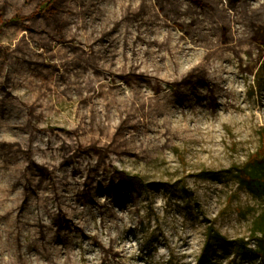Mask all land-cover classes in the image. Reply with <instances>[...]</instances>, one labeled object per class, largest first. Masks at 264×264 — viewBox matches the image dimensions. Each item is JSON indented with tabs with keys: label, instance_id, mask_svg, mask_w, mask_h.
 I'll return each mask as SVG.
<instances>
[{
	"label": "rangeland",
	"instance_id": "374dc122",
	"mask_svg": "<svg viewBox=\"0 0 264 264\" xmlns=\"http://www.w3.org/2000/svg\"><path fill=\"white\" fill-rule=\"evenodd\" d=\"M44 1L0 0V264H264V0Z\"/></svg>",
	"mask_w": 264,
	"mask_h": 264
},
{
	"label": "trees",
	"instance_id": "16d2710c",
	"mask_svg": "<svg viewBox=\"0 0 264 264\" xmlns=\"http://www.w3.org/2000/svg\"><path fill=\"white\" fill-rule=\"evenodd\" d=\"M196 6L202 8L205 6V0H191ZM238 0H227V6L230 9L235 8V4ZM55 0H46L44 2H40L39 6L36 8L34 15L35 16H45L52 15L54 12V4ZM44 13V14H43ZM224 39H222L223 43H228L231 40L225 35V32H222ZM202 79L206 78V73H200ZM199 81L200 78L198 76V71H192L187 76H184L181 80V84L184 85H192L194 81ZM124 172H117L110 179V187L114 189H123L126 184L128 183V178L125 176ZM237 177L239 181L244 184L250 190L255 192H264V156L261 158L254 159L253 161L247 163L246 165L238 168ZM260 236H254V239L257 241L256 248H250L247 245V242L244 240L236 241V246L242 255L252 254L255 256H259L264 258V230H260ZM234 241L227 240L222 234L218 231L210 229L208 233L207 240L204 244L202 249V254L200 257V262L205 261V264L209 261L207 253L209 249L214 246L218 245L222 248H226L227 245L234 244Z\"/></svg>",
	"mask_w": 264,
	"mask_h": 264
},
{
	"label": "bare ground",
	"instance_id": "6f19581e",
	"mask_svg": "<svg viewBox=\"0 0 264 264\" xmlns=\"http://www.w3.org/2000/svg\"><path fill=\"white\" fill-rule=\"evenodd\" d=\"M181 81V80H180ZM181 83V82H180Z\"/></svg>",
	"mask_w": 264,
	"mask_h": 264
}]
</instances>
